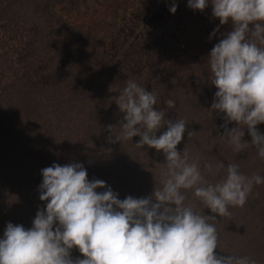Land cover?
<instances>
[{
    "label": "rangeland",
    "instance_id": "rangeland-1",
    "mask_svg": "<svg viewBox=\"0 0 264 264\" xmlns=\"http://www.w3.org/2000/svg\"><path fill=\"white\" fill-rule=\"evenodd\" d=\"M173 3L177 5L175 13L169 10ZM211 11L210 0L203 11L188 7V0H0V238L8 222L19 224L26 217L35 218L33 201L36 202V193L40 192L41 170L53 163H82L85 169L92 166L87 169L91 181L99 179L103 171L104 165L98 166L99 158L107 159V163L112 161L102 177L107 186L115 188L119 199L128 195L147 197L162 184L161 170L166 169V161L152 160L145 167L153 172L150 181L141 178L129 155L118 156L123 155V143L126 147L133 137L110 142L108 126L111 123L99 126L94 122L99 119L98 101L86 103L87 91L75 95L72 92L69 97L77 96L78 100L68 99V93L55 87L58 82L47 87L50 81H46L42 83L45 85L42 100L27 95L30 86L34 90V82L51 78L55 75V66L61 67L62 62L68 64L78 55L82 49L77 46L82 44H88L100 57L106 52L111 61L93 70L98 84L89 90H96L92 96L102 91L116 97L129 78L164 94L171 86L172 97H167L166 92L162 106L160 102L155 106L169 112L172 109L167 108L166 101L174 100L180 106L183 90L186 92L191 103L183 119L185 135L188 132L191 135L183 137V147L189 161L198 162L208 182L215 183L225 175L223 170L216 173L215 165L221 161L225 166L238 165L246 176L264 177V158L258 155L257 148L248 144L235 151L221 127L223 114H211L209 109L217 89L210 83V76L202 77L199 70V77L194 75L193 68L185 61L186 52L169 42L171 34L187 27L194 47L204 49V40L213 30ZM122 21L127 25L124 28ZM139 29H142L140 33ZM127 49L136 52L137 57L122 60ZM120 65L121 70H117ZM124 65H128L127 72L122 68ZM60 75L63 76L59 81L63 83L66 75ZM83 75L80 72L78 79ZM22 98L27 103H19ZM101 117L103 123L109 120L107 113ZM235 126V122L228 124L229 128ZM112 127L120 134L118 125ZM257 128L264 133V123ZM244 131L243 139L250 141L247 128ZM156 134L159 136L162 132ZM46 141L57 148L58 158L52 157V151L45 154L42 147ZM154 156L160 158L158 154ZM206 163L213 165L211 172L204 167ZM181 193L186 205L215 226L218 239L226 231L231 237L237 234L235 231L245 236L254 234L258 238L255 244L264 239V183L254 184L246 203L242 207L229 206L230 215L226 216L211 213L193 189H181ZM237 216H241L240 220H236ZM216 252L227 256L219 247ZM230 256L235 257V253L230 251Z\"/></svg>",
    "mask_w": 264,
    "mask_h": 264
},
{
    "label": "clouds",
    "instance_id": "clouds-1",
    "mask_svg": "<svg viewBox=\"0 0 264 264\" xmlns=\"http://www.w3.org/2000/svg\"><path fill=\"white\" fill-rule=\"evenodd\" d=\"M208 3L188 0V7L203 11ZM211 5L213 17L221 25L231 21L233 27L207 57L210 83L217 89L209 110L223 114L221 127L235 151L251 144L264 158V133L257 128L264 123V0H211ZM176 9L173 3L169 10ZM157 102L155 92L129 78L115 98L124 114L121 132L117 135L112 125L108 130L110 142L139 136L138 147L163 151L162 187L147 197L119 199L105 181H90L82 163H53L41 170L39 199L46 207L37 211L31 228L7 223L0 238V264H256L247 257L218 255L215 226L184 203L181 189H193L211 213L226 216L229 206L246 203L254 184L264 183V177L246 176L238 165L221 161L216 173L223 170L225 175L208 182L198 162H190L188 152L177 149L185 120L166 119V111L155 107ZM166 105L176 106L171 99ZM231 122L236 126L229 128ZM245 128L250 141L243 139ZM204 167L213 169L210 163ZM73 248L83 258H73Z\"/></svg>",
    "mask_w": 264,
    "mask_h": 264
},
{
    "label": "trees",
    "instance_id": "trees-1",
    "mask_svg": "<svg viewBox=\"0 0 264 264\" xmlns=\"http://www.w3.org/2000/svg\"><path fill=\"white\" fill-rule=\"evenodd\" d=\"M210 13H208V15ZM189 23L190 22L188 21L187 24H189ZM122 24H123V26H122L123 28L127 26L124 21H122ZM212 25H213L212 33H213L214 29L218 28V31H216L215 37H213L212 33L208 34L207 38L204 40V43L206 46L204 49H199L197 46L194 47L193 43H191L190 37L188 36L189 30H187V27H186V29L185 28L180 29V32L171 34V36H170L169 42L171 44H174V46H177L178 49H180L181 51L186 52L185 61H187L189 63L188 66L191 67V69L193 68V71H194L193 74L198 76V77H199V72H200V74L202 72V77H204V78L211 76L210 65L208 64V58H207L209 53H210V50L213 48V46L216 43L219 42V40L221 38H223V34H225L228 31H231L232 27H233L231 21H229L227 24L221 25L219 18H215V17H213ZM141 31H142V29H139V33ZM193 32H196V31H193ZM157 36L158 35H155V37H157ZM210 36H211V39H210ZM49 45L51 46V44H49ZM137 46H139V45H137ZM191 47L193 48L192 51H190ZM77 48H79L80 50L82 49V50L79 51L78 55H76L68 64L66 62H62L61 67L55 66L53 68L54 73H55L54 76H51V78L45 79L44 81H40V82L36 81L33 84H32L33 81H31V82L29 81V84H32L35 91L30 86L29 90L27 91V95L32 96V97H36V98H38V100L39 99L42 100L43 99V93L45 91V85L42 86V83L46 82V81H50L47 84V87L51 86V84H53L54 82L55 83L58 82L55 85V87H57L58 89H61L65 93H68V97L70 96V94L72 92H74V95H75V93L87 91V92H85V93H87V99L85 101L86 103H88L90 101H91V103L98 101V106H99L98 118L99 119L98 120L94 119L95 120L94 122H96L99 126H104V125H107L109 123H111L110 125H118L120 128L119 132H121L120 123L123 120L124 114L122 112H120L118 105L115 103L116 97H114L110 94L103 93L102 91L99 92V95L92 96V94L95 93L96 90L94 92L89 91V90L95 88L98 84L96 77H93L94 76L93 70H99V68L102 67V64L104 66H106V64H110L111 61H109L107 55L105 56L106 52L104 53V55H101V57H102L101 58L99 55H96L95 51H92V49L90 48V46L88 44L78 45ZM140 49L141 48H139V50ZM125 51H127V52H125ZM124 52L125 53L123 54V59H122L124 61L132 60L133 58L137 57L136 52H133L131 50L127 49V50H124ZM128 65H124V67H122V68L126 71V68ZM74 69H75V73L73 72ZM117 70H121V65H120L119 69H117ZM198 70H199V72H198ZM82 71H83L84 75L81 79H78L80 72H82ZM60 73H64L66 75V79L64 80L63 83H61L59 81V79H61V77L63 76V75L61 76ZM31 78L32 77H30V79ZM59 82L61 84H59ZM86 82H87V85H85ZM93 82H96V84L92 85ZM138 84L145 87L146 90H148V91L155 92L157 97H158V102H160L161 106L164 103L163 99L166 98V92H167V97H169V98L172 97L173 88L171 86L168 88V90L164 94V92H162L161 90L157 92L156 88L151 89V87L142 84L140 81ZM125 85H126V83H125ZM58 92H59V90L57 91V93ZM116 96H118V95H116ZM179 98H180V95H179ZM68 99L78 100V97L74 96V97H69ZM105 99H108V100H106V102H104ZM180 99H181L180 103L178 100V103L180 104V106L176 105L175 108H172L171 111L166 112V119L175 120V119H183L185 117V112L187 111V106L191 103V99L186 94V92L184 90H183V94H182ZM22 100H19V103H23V102H24V104L27 103V101L25 99L22 98ZM11 103H12V99H9V104H11ZM183 103H184V105H183ZM105 113L108 114L107 118L109 120H107V121H105V123H103V119L101 116L104 115ZM174 113H175V115L177 113H179V114L174 117L173 116ZM166 127L167 126L165 125L163 128H161L158 131L163 132L166 130ZM113 130L117 135H119L118 131L116 129L113 128ZM187 134L188 133H186V135H185V133H184L183 137H186ZM107 137H109L108 134H107ZM111 137H114V139H115L114 135H112ZM139 139H140L139 136H134L133 139L128 142L126 147H125L126 143L124 142L123 146L121 148V150H123V155L122 156L118 155V153H116V155H118L119 157L129 155L128 158H130L132 163H135L133 165V167L138 172V174H140L141 178L147 179L148 181H150L149 177H150V175L153 174V172L146 170V168H145L146 165L151 164L152 160H156L157 162L165 161V156L163 155L162 150L157 151L156 149L150 148L147 145H144L142 148L138 147L136 145V143L139 141ZM27 142H29V141L27 140ZM55 144L56 143L54 142V145ZM184 145H185V141L183 138L182 141L180 142V144L177 145V149L182 152L184 150V147H183ZM44 148H45V154L52 151V153H53L52 157L58 158V156L60 155V154H58V152H56L57 148L54 147L52 143H49V145H48V142L46 141L45 146L43 145L42 149H44ZM129 149H131L132 152H130ZM154 154H158L160 156V158L159 159L156 158L154 156ZM111 162L112 161H109V163H107V159L99 158L98 159V166L101 167L102 165H104L102 168L104 171L105 168L109 164H111ZM133 167H130V168H133ZM88 168H93V167L90 166ZM93 171H94V169H93ZM103 171L101 172V176H99L100 180L101 179L103 180V177H102L104 174ZM161 187H162V184H160V188ZM114 189L115 188H112L113 191H114ZM105 190L106 189L101 190V188H98L97 192H103ZM36 194H38V195L36 196V199H35L36 202L33 201L34 208L32 210V215L35 214L34 212L37 213V211L40 208L46 207V203H47L46 201H41L39 199L40 192L36 193ZM35 205H37V206L35 207ZM232 218H233V216H232ZM240 218H241V216H237L236 220H240ZM32 219H33L32 216L26 217L19 224H22L26 229L31 228L32 221H33ZM11 223L15 224L13 221H11ZM5 228H6V226H4V229ZM234 229L235 228H233V230ZM235 232L237 234H235L233 237H231L230 235H228V231H226L224 236L221 239H218L217 247H219L221 249V253L224 251V253L227 256H230V251H232L235 253V257H247L250 260H254L256 262V264H264V239H261L260 243L255 244V240L258 238H255L254 234H250V235L245 236V235H242L239 231H235ZM227 251H228V253H227ZM71 255L73 258H76V257L83 258L82 254L76 248L72 249Z\"/></svg>",
    "mask_w": 264,
    "mask_h": 264
}]
</instances>
